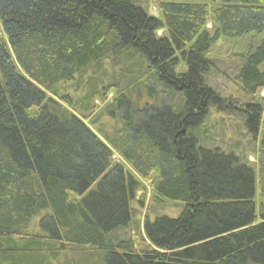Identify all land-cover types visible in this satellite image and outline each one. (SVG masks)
<instances>
[{
	"label": "trees",
	"instance_id": "1",
	"mask_svg": "<svg viewBox=\"0 0 264 264\" xmlns=\"http://www.w3.org/2000/svg\"><path fill=\"white\" fill-rule=\"evenodd\" d=\"M159 8L163 19L137 0H0V264H36L53 242L106 250V264H264L256 169L234 152L200 145L194 134L212 105L231 108L206 83L214 65L206 53L222 36L264 30V0H163ZM131 48L185 104L147 105L139 120L126 115L124 137L105 141L49 93ZM238 82L254 98L264 88V39ZM60 99L74 106L69 96ZM244 110L256 137L264 99ZM111 147L154 196L186 204L177 218H145L142 250L133 238L110 237L134 221L142 187ZM41 212L47 240H30L27 230Z\"/></svg>",
	"mask_w": 264,
	"mask_h": 264
},
{
	"label": "rangeland",
	"instance_id": "2",
	"mask_svg": "<svg viewBox=\"0 0 264 264\" xmlns=\"http://www.w3.org/2000/svg\"><path fill=\"white\" fill-rule=\"evenodd\" d=\"M163 0H137V4L146 8L150 14L163 19V13L159 8ZM207 28L215 31L213 18L207 24ZM166 29L158 32L165 36ZM4 37L0 28V38ZM264 39V30L250 32L242 37L231 38L222 36L212 45L206 56L213 62V67L205 74L209 85L224 101V106L230 103L231 108L220 109L212 105L208 116L201 123L200 131L194 134L200 141V145L225 153L234 152L241 161L252 165L257 172V188L255 201L258 212L264 211V116L258 133L255 135L248 129L246 121L248 113L244 110L246 105L256 103L264 99V88L256 97L249 96L238 82V75L249 53ZM181 70L183 67L181 66ZM53 93H49L62 107L69 109L81 118L103 140H114L128 133L129 118L141 119L138 111L144 107L173 105L175 109H183L185 97L183 94L165 88L159 80L158 72L151 67L146 57L136 49H128L126 52L109 54L105 58L93 62L88 67L81 69L74 78L62 81L55 85ZM62 96H69L74 106L69 108L61 101ZM125 96L130 104L121 100ZM177 107V108H176ZM134 114V115H133ZM106 138V139H105ZM114 161L122 162L133 175L141 182L142 187L137 191L132 203L136 209V217L126 227L116 228L110 237L120 239L133 238L137 249L145 248L141 239L144 234V220H155L157 216L179 217L186 208V204L167 198H157L152 194L150 185L133 168L125 162L123 157L111 147ZM144 198L145 204L140 200ZM47 212V211H46ZM41 212L32 221L27 234L30 240H47L40 227L41 219L46 215ZM146 238V235L144 239ZM26 242L17 240L19 245ZM53 242V241H49ZM37 257L36 264H106V250H94L89 246H76L69 243L48 244ZM27 257V256H26ZM18 258H22L19 255ZM7 264H11L8 262Z\"/></svg>",
	"mask_w": 264,
	"mask_h": 264
}]
</instances>
